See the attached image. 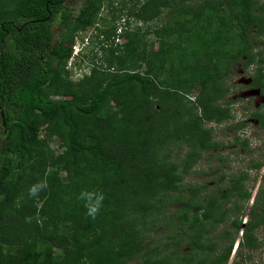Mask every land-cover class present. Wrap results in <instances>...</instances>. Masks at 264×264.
<instances>
[{
    "label": "trees",
    "instance_id": "16d2710c",
    "mask_svg": "<svg viewBox=\"0 0 264 264\" xmlns=\"http://www.w3.org/2000/svg\"><path fill=\"white\" fill-rule=\"evenodd\" d=\"M162 10V25L129 26ZM75 39L86 45L72 55ZM261 39L258 0H80L76 11L66 0H0V264H226L239 230L236 245L252 248L253 228L262 222L252 208L242 228L232 219V233L221 232L230 241L220 253L205 254L201 242L204 231L227 220L223 204L239 180L191 202L204 189L197 187L182 200L170 195L178 180H169L172 168L149 165L146 156L158 143L183 140L190 149L182 165L189 166L201 149L214 148L202 123L225 119L216 103L238 66H254L248 85L264 99V54L253 51ZM80 67L86 73L73 83ZM184 101L198 115L178 125L190 111ZM40 129L46 134L38 139ZM49 137L59 141L57 155ZM40 180L47 190L30 198L29 186ZM95 189L105 200L92 220L77 195ZM154 192L164 198L161 207L177 205V222L164 250L140 257L146 247L137 227L144 224L120 210L159 213L146 202ZM50 220L63 229L48 233Z\"/></svg>",
    "mask_w": 264,
    "mask_h": 264
},
{
    "label": "rangeland",
    "instance_id": "374dc122",
    "mask_svg": "<svg viewBox=\"0 0 264 264\" xmlns=\"http://www.w3.org/2000/svg\"><path fill=\"white\" fill-rule=\"evenodd\" d=\"M142 1L138 0L140 3ZM258 1L262 2L264 0ZM79 2L80 0H66V7L69 10L76 11ZM104 12L105 10L102 9L100 16L104 15ZM167 17V11L162 10L158 18L151 22L141 24L132 21L129 26H139L142 31H149L153 27L164 24ZM261 40L263 41L264 39ZM146 41H152L151 34L146 36ZM253 51L256 53L260 51L264 54V45L257 43ZM86 63L80 65H86ZM103 65V61H100L97 68L103 70ZM85 67H88V65ZM253 70L254 66H248L244 70L238 66L233 72L231 79L224 82L226 94L216 104L224 109L225 119L220 122L202 123V128L210 130L209 136L212 140L210 142L215 144L214 148L208 151L201 149L197 161L190 162L189 166L182 165L183 157L190 149L188 147L189 144L180 142L183 140L170 141L166 144L163 142L158 143L153 146L150 154L146 156V160L151 162L149 165L158 163L172 168L170 171L172 176L169 177V180L173 177L178 180L175 181L174 193L172 192L170 195L179 194L182 196V200H190L191 193L197 187H204V189H199L198 193L190 200L191 202L202 199L203 195L208 193H215L218 190L221 191L230 187L234 180L240 181L241 188L238 189L239 191L235 189L240 194L238 192L236 194V191H234L223 204V207L228 210L227 220L216 227L208 228L203 232L201 239V242L205 243V247L208 248H204L205 254L210 253V251L217 254L220 253L230 241V238L227 240L219 238L223 230L232 233L229 221L239 219L242 228L244 222L249 219L250 208L254 209V214L260 216L262 222L253 228L252 234L255 238L253 247L247 248L236 245L237 241L241 240L239 230L238 233L232 235L234 236V242L226 264H264V99L257 89L248 85L251 81ZM85 71L83 67L76 68L75 72L69 77L70 81L74 83L86 73ZM193 96L190 95L189 99L193 100ZM184 103L186 104V110L190 111L182 119L178 118V125L186 122L190 117H193L192 115H198L197 109L190 107L186 101ZM181 111H184L183 113L187 112L184 106ZM258 121L261 122L260 126ZM43 134L45 136L46 133H44L43 129H40L38 139H41ZM47 144L53 155H57L62 150L58 146L59 141L55 137L47 138ZM178 146L180 149H178ZM198 149L199 147L196 148V153H198ZM63 174V172H60L59 177H62ZM241 194L242 196H240ZM163 201L164 198L156 192H154L152 197L146 199V202L157 204L160 207L159 213L154 211H148L143 214L132 212L130 205L120 210L121 215L144 224L142 227H137L142 234L146 247L140 257L145 256V253L147 254L154 247L164 250V243L171 241L170 235L173 234L172 229L177 222V218L172 217L171 213L177 205H167L166 208H163L160 206ZM36 205L38 204L36 203ZM60 229L62 230L63 226L60 223L55 224L51 220L45 226V230L52 234L59 233ZM12 247L15 248V246ZM12 249L5 253L11 255ZM184 251H186V247H182L181 252ZM59 252L58 248H52L53 254ZM10 258L11 256L7 257L8 260Z\"/></svg>",
    "mask_w": 264,
    "mask_h": 264
},
{
    "label": "clouds",
    "instance_id": "9594fccd",
    "mask_svg": "<svg viewBox=\"0 0 264 264\" xmlns=\"http://www.w3.org/2000/svg\"><path fill=\"white\" fill-rule=\"evenodd\" d=\"M48 184L46 180H40L32 184L28 188V196L38 197L39 193L47 190ZM77 199L83 202V207L85 208V214L92 220H95L100 214L103 208V202L105 200V194L102 190H82L78 195ZM33 217H25L26 223H31ZM39 223L40 221L37 220Z\"/></svg>",
    "mask_w": 264,
    "mask_h": 264
},
{
    "label": "built area",
    "instance_id": "2783aa9c",
    "mask_svg": "<svg viewBox=\"0 0 264 264\" xmlns=\"http://www.w3.org/2000/svg\"><path fill=\"white\" fill-rule=\"evenodd\" d=\"M80 39H75L74 44L72 45V55H76L80 49V47H84L86 45V39H83L81 42ZM72 58L70 57L67 61V66H71Z\"/></svg>",
    "mask_w": 264,
    "mask_h": 264
},
{
    "label": "flooded vegetation",
    "instance_id": "af4514ba",
    "mask_svg": "<svg viewBox=\"0 0 264 264\" xmlns=\"http://www.w3.org/2000/svg\"><path fill=\"white\" fill-rule=\"evenodd\" d=\"M74 11V10H73Z\"/></svg>",
    "mask_w": 264,
    "mask_h": 264
}]
</instances>
